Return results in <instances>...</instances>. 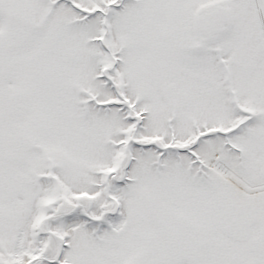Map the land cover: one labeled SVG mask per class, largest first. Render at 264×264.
Returning a JSON list of instances; mask_svg holds the SVG:
<instances>
[{"label":"snow or ice","instance_id":"1","mask_svg":"<svg viewBox=\"0 0 264 264\" xmlns=\"http://www.w3.org/2000/svg\"><path fill=\"white\" fill-rule=\"evenodd\" d=\"M0 264H264V0H0Z\"/></svg>","mask_w":264,"mask_h":264}]
</instances>
